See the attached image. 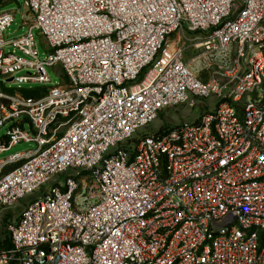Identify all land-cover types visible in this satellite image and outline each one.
Returning a JSON list of instances; mask_svg holds the SVG:
<instances>
[{
	"label": "built area",
	"instance_id": "1",
	"mask_svg": "<svg viewBox=\"0 0 264 264\" xmlns=\"http://www.w3.org/2000/svg\"><path fill=\"white\" fill-rule=\"evenodd\" d=\"M19 9L14 38L16 12H0V154L36 147L0 159V210L37 195L0 264H264V0ZM211 98L196 121L149 129Z\"/></svg>",
	"mask_w": 264,
	"mask_h": 264
},
{
	"label": "rangeland",
	"instance_id": "2",
	"mask_svg": "<svg viewBox=\"0 0 264 264\" xmlns=\"http://www.w3.org/2000/svg\"><path fill=\"white\" fill-rule=\"evenodd\" d=\"M22 0H0L1 7L0 12L3 11H15V19L13 23L7 28L6 35L9 38L19 37L23 34H25L28 31V26L23 25L22 22V12L19 9V4ZM35 39H36V49L38 51L39 56L42 59H47L50 48L45 44L44 37L37 31H34ZM186 35H191V33L186 32ZM13 47H10L8 49V52L13 51ZM15 53L17 55H23L22 51L19 49L15 50ZM194 51L190 50L189 55H192ZM153 66V65H152ZM151 66V68H152ZM48 73L51 77L52 83L54 85L61 84L63 81V74H62V67L60 65H56L54 67H47ZM23 74V73H19ZM143 78V75L140 77L139 81ZM17 85L12 84L11 87H16ZM38 85L36 84H23V88H33ZM215 99L211 98L208 100L204 99H198V104L195 108H190L186 105H180L175 109H165L162 113L158 115L156 120L150 124L149 129L153 132L159 131L163 127H171L181 122H194L199 117L200 114L206 109L211 108L214 106ZM28 128H30V125H27ZM4 130L1 131L3 133ZM36 147L35 142H21L17 144L14 148L11 150L0 154V159L6 157L7 155L18 152V151H25L28 149H32ZM37 193L31 194L27 196L26 198L22 199L16 206L10 208V209H3L0 210V242L5 241L9 237L8 233V225L9 222L18 217L22 210L24 209L25 205L32 201Z\"/></svg>",
	"mask_w": 264,
	"mask_h": 264
},
{
	"label": "bare ground",
	"instance_id": "3",
	"mask_svg": "<svg viewBox=\"0 0 264 264\" xmlns=\"http://www.w3.org/2000/svg\"><path fill=\"white\" fill-rule=\"evenodd\" d=\"M175 49H176V43L174 41H172L171 43L168 44V47L166 48L165 53H164V61L165 62L171 58Z\"/></svg>",
	"mask_w": 264,
	"mask_h": 264
},
{
	"label": "trees",
	"instance_id": "4",
	"mask_svg": "<svg viewBox=\"0 0 264 264\" xmlns=\"http://www.w3.org/2000/svg\"><path fill=\"white\" fill-rule=\"evenodd\" d=\"M25 92H26V94H31V95H34L37 93L36 90H33V89L32 90H26ZM8 246H10L9 237L5 241L0 242V248L8 247Z\"/></svg>",
	"mask_w": 264,
	"mask_h": 264
}]
</instances>
